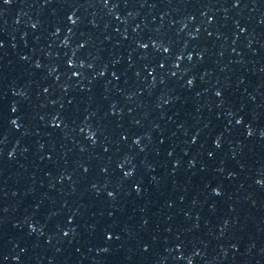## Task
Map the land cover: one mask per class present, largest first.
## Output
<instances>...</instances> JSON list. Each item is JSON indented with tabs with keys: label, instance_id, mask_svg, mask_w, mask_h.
Returning <instances> with one entry per match:
<instances>
[{
	"label": "water",
	"instance_id": "95a60500",
	"mask_svg": "<svg viewBox=\"0 0 264 264\" xmlns=\"http://www.w3.org/2000/svg\"><path fill=\"white\" fill-rule=\"evenodd\" d=\"M0 264H264V0H0Z\"/></svg>",
	"mask_w": 264,
	"mask_h": 264
}]
</instances>
